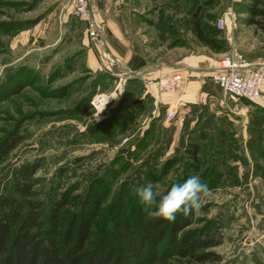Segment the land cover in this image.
I'll return each mask as SVG.
<instances>
[{
  "label": "rangeland",
  "instance_id": "374dc122",
  "mask_svg": "<svg viewBox=\"0 0 264 264\" xmlns=\"http://www.w3.org/2000/svg\"><path fill=\"white\" fill-rule=\"evenodd\" d=\"M260 2L89 0L99 43L71 0H1L0 148L19 143L0 155V194L12 193L16 171L32 165L28 201L44 222L62 196L74 211V202L96 193L103 200L97 226L111 227L141 203L134 187L151 183L163 193L199 175L208 191L189 230L213 242L205 251L214 261L205 264H264V109L228 96L223 108L195 104L165 120L149 81L116 76L104 51L109 45L122 71L126 51L151 64L175 52L213 58L215 40L225 57L236 60L234 46V54L264 64V18L248 12L261 10ZM92 47L98 69L90 66ZM98 95L110 99L99 110Z\"/></svg>",
  "mask_w": 264,
  "mask_h": 264
},
{
  "label": "trees",
  "instance_id": "16d2710c",
  "mask_svg": "<svg viewBox=\"0 0 264 264\" xmlns=\"http://www.w3.org/2000/svg\"><path fill=\"white\" fill-rule=\"evenodd\" d=\"M260 3L261 10L248 12L264 18V0ZM195 25L200 39L203 32H198L201 31L199 23ZM209 46L216 53L224 51L215 40H210ZM144 65L142 61L141 67ZM203 91H209L208 83ZM18 143H3L0 155L8 156ZM36 171L35 166H22L14 175L13 192L0 194V264H205L214 261V255L205 251L213 242L198 231L189 230L194 224L192 215L178 214L174 222H167L151 216L155 204H133L115 225L99 227L97 221L103 200L98 194L89 193L81 204L74 202V211L67 208L70 199L64 195L44 222L38 208L28 201Z\"/></svg>",
  "mask_w": 264,
  "mask_h": 264
},
{
  "label": "crops",
  "instance_id": "0c3cea01",
  "mask_svg": "<svg viewBox=\"0 0 264 264\" xmlns=\"http://www.w3.org/2000/svg\"><path fill=\"white\" fill-rule=\"evenodd\" d=\"M110 30L112 31V34L115 35L114 29L111 28V26ZM98 39L99 43L104 41V38ZM106 46L104 44V51L109 53L111 57L115 58L116 54L111 52L108 48L109 45ZM233 49L234 46L229 53L233 54L236 61L250 65L256 64V62H253V60H250L247 57H243L238 53L234 54ZM96 51L97 50L94 47L88 49V57L92 69H98L97 67H99ZM203 53L187 54L183 52H175L173 55H169L174 57L171 58V61L168 60L167 62H164L159 60L157 63L151 64L148 61V56L145 54L138 55L132 51H126L123 55V62H121V65L124 70L131 73L130 77H138L145 82L169 77L178 73L183 75L185 85L184 88L177 93H164L157 91L155 88H147V92L153 97L157 108L167 113L165 119L167 120L170 112L174 111L181 116L182 112L185 111L187 107L195 104H217L223 108L225 100L221 97H224L225 99L228 96L210 81V75L219 66L221 60L225 58V54L222 52L216 54L215 52L212 53V58L210 55ZM142 61H144L145 65L141 67ZM206 83H208L209 91H203V87ZM251 102L252 105L264 109V89L262 97ZM236 108L240 110V113L247 110L246 106H243L241 103H239Z\"/></svg>",
  "mask_w": 264,
  "mask_h": 264
},
{
  "label": "built area",
  "instance_id": "2783aa9c",
  "mask_svg": "<svg viewBox=\"0 0 264 264\" xmlns=\"http://www.w3.org/2000/svg\"><path fill=\"white\" fill-rule=\"evenodd\" d=\"M89 0H71L73 9L77 13L82 14L83 18L89 22L92 39L100 38V28L95 19L87 12ZM225 25L223 20L218 22V26L223 28ZM110 66L113 68V73L116 76L125 78L131 76V73L126 70L120 71L116 67L119 60L106 54ZM106 55L104 59L106 61ZM210 81L220 88V90L230 98L244 99L247 101H256L263 95L264 89V64H245L234 60L228 56L221 60L219 66L211 73ZM185 79L182 74H173L169 77L151 80L148 83L149 88H155L159 92L177 93L184 88ZM110 99L104 95L96 96L92 101V106L99 110L105 108ZM175 112H170L168 121L175 117Z\"/></svg>",
  "mask_w": 264,
  "mask_h": 264
},
{
  "label": "clouds",
  "instance_id": "9594fccd",
  "mask_svg": "<svg viewBox=\"0 0 264 264\" xmlns=\"http://www.w3.org/2000/svg\"><path fill=\"white\" fill-rule=\"evenodd\" d=\"M138 200L146 205L155 204L151 216L167 222H174L177 215L184 217L195 215L201 204L202 194L208 191V185L199 175H192L182 182L172 183L163 193L151 183L136 186L133 189Z\"/></svg>",
  "mask_w": 264,
  "mask_h": 264
},
{
  "label": "bare ground",
  "instance_id": "6f19581e",
  "mask_svg": "<svg viewBox=\"0 0 264 264\" xmlns=\"http://www.w3.org/2000/svg\"><path fill=\"white\" fill-rule=\"evenodd\" d=\"M99 26V25H98Z\"/></svg>",
  "mask_w": 264,
  "mask_h": 264
}]
</instances>
